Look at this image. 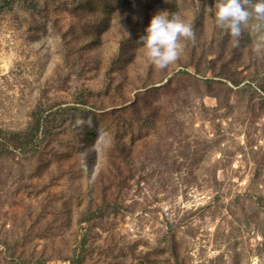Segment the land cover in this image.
<instances>
[{"label": "rangeland", "instance_id": "374dc122", "mask_svg": "<svg viewBox=\"0 0 264 264\" xmlns=\"http://www.w3.org/2000/svg\"><path fill=\"white\" fill-rule=\"evenodd\" d=\"M214 3L0 0V264H264V28Z\"/></svg>", "mask_w": 264, "mask_h": 264}, {"label": "clouds", "instance_id": "9594fccd", "mask_svg": "<svg viewBox=\"0 0 264 264\" xmlns=\"http://www.w3.org/2000/svg\"><path fill=\"white\" fill-rule=\"evenodd\" d=\"M213 15L218 28L237 38L253 18L257 21L255 30L264 28V0H215ZM183 40L195 41L192 25L168 11L154 14L139 37L146 57L157 69H165L179 59Z\"/></svg>", "mask_w": 264, "mask_h": 264}]
</instances>
